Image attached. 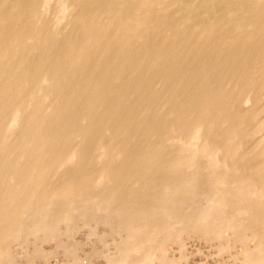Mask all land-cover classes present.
Returning a JSON list of instances; mask_svg holds the SVG:
<instances>
[{
    "label": "bare ground",
    "instance_id": "6f19581e",
    "mask_svg": "<svg viewBox=\"0 0 264 264\" xmlns=\"http://www.w3.org/2000/svg\"><path fill=\"white\" fill-rule=\"evenodd\" d=\"M78 219L115 240L77 256ZM194 236L264 264V0H0V264H186Z\"/></svg>",
    "mask_w": 264,
    "mask_h": 264
},
{
    "label": "rangeland",
    "instance_id": "374dc122",
    "mask_svg": "<svg viewBox=\"0 0 264 264\" xmlns=\"http://www.w3.org/2000/svg\"><path fill=\"white\" fill-rule=\"evenodd\" d=\"M81 222H83V221H81V220H79V219H78L77 221H73V222H71V223H70V226H74V225H75V226H78V227L76 228V227L74 226V227L72 228V227H68V226H67V227L70 229L69 231H68L67 228L65 229V227H64L65 223L60 224L59 227H60V226H61V227H60V230H59V231H60V233H63V234H61L62 237L60 236V240H58V241H65V238H67L69 235H72L71 233L73 232V235H74V236H72L73 241H75V240H76V241L79 240L77 243L81 242L80 245L83 243L81 246L84 247V248H82V247H81V248H78V251H80V252H77V256H79V257H82V256L84 257V256H85V255H84L85 253H83V250H82V249H84V251L86 252V254L89 253L92 249H97V250L100 249V247L102 246L101 243H99V244L96 243V244H97V245H96L95 242H94V239H95L94 236H95V235H96V236H98V235L100 236V234H102V233L105 234V236H104L105 238H104V237H99V238L96 237V238H98L99 241H102V242H103V245H106V244H107V243H106L107 241H108V243H110V241H114L115 238H116V237H115L116 235H114V233H113V234L111 233L112 231H110L111 228H109V225L107 226V224L105 225V223H104V224L102 223L103 225H101V223H90V225H89V224H85V226H84V225H81V224H80ZM67 223H68V222H67ZM67 223H66V224H67ZM76 224H77V225H76ZM94 224H95V227L93 226L94 228H91V227H92L91 225H94ZM99 224H100V225H99ZM67 225H68V224H67ZM87 225H89L90 227L87 226ZM104 225H105V227H103ZM80 226H82L83 228L80 227ZM96 226L98 227V229L96 228ZM62 227H63V228H62ZM79 227H80V228H79ZM87 227H89V229H87ZM71 228H72V231H71ZM90 228H91V229H90ZM95 228H96V231L99 232V234H98L97 232L95 233V231L93 230V229H95ZM78 229H82V230H79V232H78ZM83 229H84V230H83ZM99 229H101V230H99ZM107 229H109V231H106ZM62 230H63V231H62ZM66 230H67V231H66ZM90 230H91V231H94V232H91V234L94 233L95 235L92 234L93 236H91V235H90V232H89ZM102 230H103L104 232H103ZM64 231H65V232H64ZM70 231H71V232H70ZM83 231H85L84 234H83ZM66 232L69 233V235H68ZM80 232H81V233H80ZM88 232H89V235L86 234V233H88ZM107 232H108V233H107ZM106 233H107V235H109V236H106ZM65 234H66V236H67V235H68V236L65 237ZM85 234H86V235H85ZM103 234H102V235H103ZM63 235H64V236H63ZM111 235H112V236L114 235V236L112 237ZM84 236H88V237H90V238L86 237L85 240H84ZM64 237H65V238H64ZM74 237H75V238H74ZM78 237H79V238H78ZM82 237H83V239H82ZM106 237H107L108 239H107ZM63 238H64V239H63ZM69 238H70V236H69ZM92 238H93V242H94V243L91 242V241H92ZM102 238H103L105 241H104ZM112 238H113L114 240H113ZM190 238H191L192 240H191ZM190 238H189V240L186 239V240L188 241V242H187V246H185V250H186V252L183 251L186 255H188V257H187L188 260H185V261H184V262H187L186 264H189V263L192 264V262H193V264H214L213 262H215V264H221L222 262L225 263V261H226L225 258H226V257H225L224 255H220L221 258H220V256L217 255V254H215L217 257L214 255V253H215L214 246H213V248H211V249H213V250L211 251V250H210V247H212V245H209V243H204V244H203V240H205V241H208V240L203 239V238H201V237L198 238L197 236H196V239H195V236H194V237H190ZM56 239H57V238H56ZM58 239H59V238H58ZM80 239H81V241H80ZM86 239H87V240H86ZM100 239H101V240H100ZM111 239H112V240H111ZM202 239H203V240H202ZM83 240H84L85 242H82ZM95 240L98 241L97 239H95ZM109 240H110V241H109ZM181 240L184 241L185 239L183 238V239H180L179 241H181ZM197 240H199V241H201V242H198ZM49 241H52V240H49ZM53 241H54V240H53ZM66 241H68V239H66ZM70 241H72V239H71ZM76 241L73 242V243H76ZM89 241H90L92 244H90ZM212 241H213V240H212ZM214 241H215V240H214ZM87 242H88V243H87ZM104 242H105L106 244H104ZM41 243H42V242H41ZM49 243L51 244V246H49V245H50ZM52 243H53V242H48V243L46 242L45 244L42 243L43 246L39 243V244H40V249H41L42 251H43L44 249H45L44 251H46V249L49 250V249L52 248V246H53V244H54V243H53V244H52ZM86 243H87L88 245H89V244L92 245V247H91L90 245H89V247H88ZM188 243H189V245H188ZM197 243H198V245H197ZM47 244H48V245H47ZM45 245H46V246H45ZM75 245H76V244H75ZM93 245H94L95 247H93ZM195 245H196V246H195ZM199 245H200V246H199ZM206 245H208L209 247H206ZM77 246H79V244H78ZM77 246H76V247H77ZM106 246H107V245H106ZM190 246H191L192 248H191ZM198 246H199V247H198ZM79 247H80V246H79ZM104 247H105V246H102L103 249H104ZM189 247H190V248H189ZM197 247H198V248H197ZM200 247H201V248H200ZM102 248H101L100 251L103 250ZM168 248H169V249H170V248H171V249H175V250L177 249L176 245H173V244L169 245ZM194 248H195V250H198L199 252L202 250V252H200V254L198 255L199 252H195ZM196 248H197V249H196ZM205 248H206V249H205ZM189 249H192V250H190V252H189ZM187 251L189 252V254H188ZM206 251H207V252H206ZM81 252H82V254H81ZM193 252H194V253H193ZM209 252H210V253H209ZM211 252H212V253H211ZM192 253H193L194 256L192 255ZM195 253H196V254H195ZM201 253H202V254H201ZM203 253H205V254H203ZM208 253H209V254H208ZM210 254H211V258H210V256H208V255H210ZM195 255H196V256H195ZM212 255H213V256H212ZM206 256H207V257H206ZM214 256H215V257H214ZM222 256H223V258H222ZM191 257H192V259H190ZM97 258H98V257H94L93 260H97V261H93V262H96L97 264H102V262H101V261H102V260H101V257H99V260H98ZM212 258H213V259H212ZM217 258H218V259H217ZM203 259H204V260H203ZM223 259H224L225 261H224ZM212 260H215V261H212ZM217 260H218V261L221 260V261H220L221 263L218 262ZM39 261H40V262H43L42 259H41V260H39V259H38V260L35 259V261H33L34 263L32 262L31 264H37V263H38V264H45V262L40 263ZM62 261H63V260H62ZM20 262H21V263H20ZM20 262H19L20 264H24V263H25V262H23V261H20ZM35 262H36V263H35ZM216 262H218V263H216ZM59 263H60V264H62V263L64 264V262H60V261H59L57 264H59ZM50 264H54L53 261H51Z\"/></svg>",
    "mask_w": 264,
    "mask_h": 264
}]
</instances>
